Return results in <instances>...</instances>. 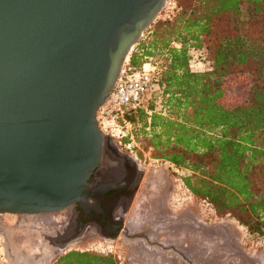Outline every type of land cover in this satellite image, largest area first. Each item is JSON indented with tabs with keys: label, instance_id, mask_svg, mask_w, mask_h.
I'll list each match as a JSON object with an SVG mask.
<instances>
[{
	"label": "water",
	"instance_id": "obj_1",
	"mask_svg": "<svg viewBox=\"0 0 264 264\" xmlns=\"http://www.w3.org/2000/svg\"><path fill=\"white\" fill-rule=\"evenodd\" d=\"M167 3L0 0V215L87 212L114 150L98 112ZM200 225L186 264H262L224 228Z\"/></svg>",
	"mask_w": 264,
	"mask_h": 264
},
{
	"label": "trees",
	"instance_id": "obj_2",
	"mask_svg": "<svg viewBox=\"0 0 264 264\" xmlns=\"http://www.w3.org/2000/svg\"><path fill=\"white\" fill-rule=\"evenodd\" d=\"M172 1L173 17L157 19L125 65L155 64L158 90L126 112L133 139L123 140L186 171L196 199L264 236V0ZM53 264L118 261L71 250Z\"/></svg>",
	"mask_w": 264,
	"mask_h": 264
},
{
	"label": "flooded vegetation",
	"instance_id": "obj_3",
	"mask_svg": "<svg viewBox=\"0 0 264 264\" xmlns=\"http://www.w3.org/2000/svg\"><path fill=\"white\" fill-rule=\"evenodd\" d=\"M121 158L108 162L106 166L102 164L97 170L87 212L76 206L68 216L70 219L65 221L63 217L48 228L59 232L67 230L65 235H57L56 246L73 241L83 233L113 241L122 247L125 244L131 246L130 238L136 236L134 239L139 241L128 252L139 255L138 264H186L187 252L202 242L198 231L201 222H208L195 214H186V209H176V205L170 202L169 186L162 178L151 173L147 175L138 164L131 163L126 157ZM43 231L47 232L42 237L45 245L53 243L48 230ZM38 246L30 248L32 254L40 255V261L35 264H48L54 253L36 249ZM144 251L152 258L143 257Z\"/></svg>",
	"mask_w": 264,
	"mask_h": 264
},
{
	"label": "rangeland",
	"instance_id": "obj_4",
	"mask_svg": "<svg viewBox=\"0 0 264 264\" xmlns=\"http://www.w3.org/2000/svg\"><path fill=\"white\" fill-rule=\"evenodd\" d=\"M251 11V7L244 8V14L247 15ZM174 15V3L168 0L166 8L158 16V20L171 19ZM153 25V24H152ZM148 31V30H147ZM147 31L142 39L147 37ZM141 39V40H142ZM134 51V50H133ZM132 51V52H133ZM132 54V53H131ZM131 56V55H130ZM211 57H208L207 59ZM130 59V57H129ZM129 59L125 63L129 62ZM205 66H195L196 70H203ZM210 64L205 68H209ZM149 97V96H148ZM147 97V98H148ZM148 101V100H147ZM148 105V102H145ZM111 140L114 150L106 149L103 166L115 159L128 158L131 163H136L148 175L155 174L163 179L169 186L171 192L170 202L176 205V209H186L187 213H192L206 220L208 223H202L204 226L222 227L231 234L236 242L253 257L260 260L264 264V236L252 235L244 226H241L235 219L231 217H219L212 207L204 201L196 199L184 186L182 178L187 175L186 171L177 169L169 162L152 158V149H143L140 143L132 141L126 144L122 137L113 136L112 133L107 134ZM138 149V151H137ZM149 185H151V182ZM162 182V180L160 181ZM144 197V196H143ZM73 209L54 214L40 215H0V264H14V261L25 258L31 247L39 245L36 249L44 250L50 254V250L55 248L56 253L49 259L48 264H53L61 255L71 251H95L100 253L112 254L118 261V264H138L139 255L129 253L131 246L125 244L124 247L113 241L101 239L94 235L78 236L73 238L68 245L56 246L54 240L57 235H65V230L57 234L52 229H48L56 221H61L65 217V221L70 219V214ZM69 216V217H68ZM198 221V220H197ZM46 222L48 223L46 225ZM131 222H133L131 218ZM201 227V225H200ZM43 230H48V233L53 239V243L45 245V239L42 238L45 233ZM202 227L198 230L201 232ZM52 232V233H51ZM54 232V233H53ZM202 233V232H201ZM57 234V235H55ZM55 236V237H53ZM40 239V241H39ZM39 241V242H37ZM35 243V244H34ZM53 245V246H52ZM126 246V247H125ZM61 247L59 250L58 248ZM129 247V248H127ZM43 255H41L42 257Z\"/></svg>",
	"mask_w": 264,
	"mask_h": 264
},
{
	"label": "built area",
	"instance_id": "obj_5",
	"mask_svg": "<svg viewBox=\"0 0 264 264\" xmlns=\"http://www.w3.org/2000/svg\"><path fill=\"white\" fill-rule=\"evenodd\" d=\"M158 90L157 66L145 63L140 70L128 72L125 66L103 106L98 112L100 129L113 136L131 135V124L125 119L126 112L146 108L145 102ZM149 96V97H148ZM148 97V98H147Z\"/></svg>",
	"mask_w": 264,
	"mask_h": 264
},
{
	"label": "bare ground",
	"instance_id": "obj_6",
	"mask_svg": "<svg viewBox=\"0 0 264 264\" xmlns=\"http://www.w3.org/2000/svg\"><path fill=\"white\" fill-rule=\"evenodd\" d=\"M142 200V199H141ZM149 202V201H148ZM144 203V202H143ZM147 203V202H146ZM140 205H142V204H140ZM139 205V206H140ZM144 205H145V203H144ZM144 207V206H143ZM141 208V206L139 207V209ZM138 209V208H137ZM140 212V211H139ZM138 212V210H137V213H139ZM141 214H142V212H141ZM141 214H139L140 216H141ZM138 214H137V216H139ZM136 216V217H137ZM139 216V217H140ZM135 222H137V221H135ZM52 230H54V232L56 233V229H52ZM53 232V233H54ZM64 232V231H63ZM65 232H67V230H65ZM52 233V232H51ZM60 232L57 230V234H59ZM57 234H55V235H57ZM53 237H55V236H53ZM71 242V240L70 241H68V242H66V243H63V245H68V243H70ZM57 243H59V242H57ZM54 244L56 245V242H54ZM53 246V245H52ZM61 247H59L58 248V250L60 249ZM55 248H53V249H51L50 250V254H53V253H56L57 252V250H54ZM32 252V249H29V251H28V256L26 257V258H31V259H33V263L32 264H35L36 262H39L40 261V255L39 254H37V255H35V254H32L31 253Z\"/></svg>",
	"mask_w": 264,
	"mask_h": 264
},
{
	"label": "crops",
	"instance_id": "obj_7",
	"mask_svg": "<svg viewBox=\"0 0 264 264\" xmlns=\"http://www.w3.org/2000/svg\"><path fill=\"white\" fill-rule=\"evenodd\" d=\"M200 244H202V242H200L199 244H197V245H200ZM142 254V253H141ZM143 257H146V258H152V256L150 255V253H148L147 251H144L143 252Z\"/></svg>",
	"mask_w": 264,
	"mask_h": 264
}]
</instances>
